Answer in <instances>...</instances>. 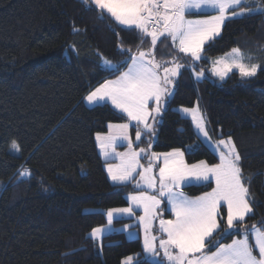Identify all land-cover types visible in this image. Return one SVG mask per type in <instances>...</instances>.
<instances>
[{"label":"trees","instance_id":"16d2710c","mask_svg":"<svg viewBox=\"0 0 264 264\" xmlns=\"http://www.w3.org/2000/svg\"><path fill=\"white\" fill-rule=\"evenodd\" d=\"M245 4L263 7L264 0ZM94 9L83 0H0V264H121L127 257H134V264H153L144 257L140 238L129 240L121 232L102 240L89 237L93 228L106 225L107 210L125 207L126 195L137 190L131 183L108 181L94 141L108 124L128 119L107 104L87 107L84 98L120 74L102 61L120 64L129 50L137 52L141 36L106 13L99 19ZM145 39L140 50L147 51L151 39ZM161 40L153 49L156 61L175 56L170 38ZM233 48L241 50L246 65L259 66L257 74L242 78L233 71L222 82L213 77L195 82L190 69L182 68L172 94L165 93L151 147L157 153L179 149L187 164H218L180 113L196 105L211 139L231 138L242 158L253 213L222 243L264 222V14L225 20L220 35L205 44L200 65L208 69L212 59ZM131 129L134 133L137 126ZM147 141L144 136L135 146L147 148ZM11 143L18 145V155L9 151ZM212 188L206 182L183 191L195 197ZM222 216L205 252L215 249L212 244L225 229V211Z\"/></svg>","mask_w":264,"mask_h":264},{"label":"snow or ice","instance_id":"6c2138e0","mask_svg":"<svg viewBox=\"0 0 264 264\" xmlns=\"http://www.w3.org/2000/svg\"><path fill=\"white\" fill-rule=\"evenodd\" d=\"M85 4L95 6L99 11V19L105 18V13L116 24L125 29H135L141 34L140 45L136 53H131L118 65L105 60V65L113 73L120 74L114 80H105L99 87L91 91L85 99L91 104L110 102L113 108L125 114L129 121L137 125L136 140L148 136L147 148L134 147L128 136L129 124H109V134H97V144L106 160L118 159V164L109 163L107 173L115 184L127 185L136 180L135 188L138 192L129 194V206L109 209L106 213L107 227H111L119 216L133 217L137 210L138 224L144 232L143 247L146 253L153 257L159 254L157 249L158 237L153 234L155 221L158 219L159 251L163 252L168 264H264V222L261 225L253 224L251 230L244 229L241 239H233L230 244L221 242L229 230L236 226V222L243 223L249 214L253 213L252 201L249 199L250 188L245 183L241 165V156L236 150L231 138L220 140L217 151L220 152V162L209 165L201 160L199 163L188 165L180 150L172 152H151L152 136L155 134L154 123L164 104L165 93L171 95L168 85L172 84V77L180 73L184 63L179 57H174L172 66L163 67V76L159 69L162 67L153 53L158 41L163 43L161 37L170 38L172 46L179 53L190 56L192 61L201 59L206 43L220 34L221 26L227 18L229 10L233 17L242 16L247 11L252 14L251 8L245 6L244 0H83ZM239 9V10H237ZM196 10L205 14L204 19H186L187 15ZM215 12L216 14H210ZM256 14H264V10L257 9ZM146 37L151 38V48L140 50V46L147 43ZM227 59H218L214 62L213 75L223 80L233 69H238L242 78L253 77L257 74L259 66L246 65L243 62L241 50L233 48L227 54ZM128 60L131 62L128 63ZM127 64V70L121 71ZM203 76L198 73L197 78ZM150 101H155L151 107ZM184 113L191 112L195 127L200 133L207 136L203 116L197 117L196 109L183 108ZM152 121L150 123L149 121ZM142 126V130L140 129ZM125 140L128 143L126 152H115L116 141ZM219 145L224 146V150ZM12 147L18 150V145ZM147 158L148 164L144 166L141 160ZM154 167L159 168L158 177ZM21 176L30 175L22 172ZM197 182H215L210 192L194 199L185 196L181 191L185 185ZM147 189L148 191H145ZM158 192V195L156 194ZM160 197H166L170 206L172 219H164L160 209ZM226 208L227 228L220 233L212 247L209 249L206 241L221 227L224 219L222 213ZM129 225L124 226V231ZM105 229L93 228L90 238L102 240ZM249 231L255 243L249 241ZM133 234L129 232L131 237ZM166 237V238H165ZM218 245V246H217ZM258 251V256L254 252ZM122 264H133V258L127 257ZM153 264H163L156 260Z\"/></svg>","mask_w":264,"mask_h":264},{"label":"rangeland","instance_id":"374dc122","mask_svg":"<svg viewBox=\"0 0 264 264\" xmlns=\"http://www.w3.org/2000/svg\"><path fill=\"white\" fill-rule=\"evenodd\" d=\"M247 0H244V3L246 2ZM246 5V4H245ZM247 8H251V10H252V13H256V10L257 9H261V10H264V6L262 7V6H260V7H246V9ZM237 10H239V9H237ZM193 13H198L196 10H193ZM215 12H211V14H214ZM248 13H247V11L245 12V14L244 15H247ZM244 15H242V16H244ZM239 17H241V16H236V17H233L232 15H231V10H229V12H228V14H227V18H226V20L227 19H233V18H239ZM204 18H206V16H205V14H203V13H198V16L196 17V19H204ZM223 25V24H222ZM221 28H222V26H221ZM221 32V31H220ZM220 35V34H219ZM218 35V36H219ZM217 37V36H216ZM215 37V38H216ZM162 38V37H161ZM151 39V38H150ZM171 40V39H170ZM150 42H151V40H150ZM171 43H172V41H170ZM207 44V43H206ZM173 49L175 50V56L174 57H179V62L180 63H184L185 64V67L186 68H188V69H190V72H191V76L193 77V80L195 81V82H198V81H200V80H202V79H204V78H207V77H213V78H215V79H217V81L218 82H222V81H224L228 76H229V74L231 73V72H233V71H237V72H239V70L238 69H235V68H233L227 75H226V77L223 79V80H221L218 76H216V75H213V72H212V69H213V67L214 66H216V67H222V65H215L214 64V62L216 61V60H218V59H227L228 58V55L226 54V55H221V56H218L217 58H215V59H212L211 60V62H210V67L208 68V69H203V66H201L200 64V60H198V61H192V59H191V57L190 56H185L183 53H179L178 52V50H177V48H175V47H173ZM169 54V53H168ZM229 54V53H228ZM174 57H163V58H159V60H157V62L159 63V64H161L162 65V67H161V70L163 71V67L164 66H168V67H171L172 66V61H173V58ZM201 57H202V54H201ZM242 57H243V55H242ZM244 58V57H243ZM155 59H156V56H155ZM104 61L105 60H103L102 61V63H103V65L105 66V67H107L106 65H105V63H104ZM245 64H246V62L245 61H243ZM252 64V63H251ZM251 64H249V66L251 65ZM182 69V68H181ZM182 70H180V72H181ZM198 73H203V76H200L199 78H197V74ZM180 74V73H179ZM179 74L177 75V76H175V77H172V84H170V85H168L167 87H168V89H169V91H170V93L172 94V91L174 90V82H175V80L177 79V77L179 76ZM162 76H163V72H162ZM241 77V76H240ZM167 96H168V94H167ZM164 106H165V104H164ZM164 106H163V108H164ZM195 109H197V114L199 115V117L201 116L200 115V113L202 114V110H201V108L199 107V106H196L195 107ZM182 110V109H181ZM159 114H161V111L158 113V114H156V116H158ZM132 130V129H131ZM137 131V130H136ZM201 136V140H202V142L203 143H205L211 150H213L216 154H217V156H219L220 157V152L219 151H217V145H218V142L220 141V140H228L229 139V137L228 138H224V139H218V140H212L208 135L207 136H205V135H200ZM155 137H156V134H154V136H152V140H151V143H153L154 142V139H155ZM145 138H149L148 136H145ZM147 142H149V141H147ZM138 143H139V141H138ZM12 145H13V143H11V145H10V148H9V151L12 153V154H15V155H18L19 154V151L17 150V149H14L13 147H12ZM17 145V144H16ZM148 146V145H147ZM219 147H220V149H222V150H224V146L223 145H219ZM216 148V149H215ZM152 149V148H151ZM150 149V150H151ZM151 152H152V150H151ZM154 152V151H153ZM195 164V163H194ZM154 169H155V167H154ZM154 172L157 174V177H158V172H159V168L157 169V171H155L154 170ZM139 180V179H138ZM214 182V181H213ZM214 184V186H215V182L213 183ZM134 186H135V184H134ZM144 190H146V191H148L147 189H144ZM188 197V196H187ZM188 198H190V197H188ZM191 199V198H190ZM161 204H160V209L161 210H164V209H166L165 208V204H164V201H166L167 202V199H166V197H162L161 199ZM167 209H169V210H167V211H163V218L164 219H171V218H169L170 216H165L166 215V213L167 212H169V213H171V211H170V206L167 204ZM224 211H225V214H226V208L224 209ZM143 214V213H142ZM138 222V221H137ZM113 225V224H112ZM112 225H111V227H112ZM139 225V224H138ZM114 226V225H113ZM111 227H107V223H106V225H104V227L103 226H101V227H99V228H102V229H110ZM227 228V226H225V229ZM138 230V237L141 239V245H142V251H143V254H144V257L146 258V259H148L149 261H151V262H154V261H156V260H159V261H162L163 262V264H168V261H167V259L164 257V255H163V252L162 251H159V238H160V236H161V234H160V232H159V222H158V219L155 221V225H154V228H153V234L154 235H156L157 237H158V239H157V249H158V252H159V254L157 255V256H155V257H153L150 253H146L145 251H144V247H143V242H144V232H143V229L139 226V228L137 229ZM233 230V229H232ZM232 230H229V233L232 231ZM229 233H226L225 235H227V234H229ZM166 238V237H165ZM206 249V248H205Z\"/></svg>","mask_w":264,"mask_h":264},{"label":"crops","instance_id":"0c3cea01","mask_svg":"<svg viewBox=\"0 0 264 264\" xmlns=\"http://www.w3.org/2000/svg\"><path fill=\"white\" fill-rule=\"evenodd\" d=\"M211 14V13H210ZM214 14H216V13H214ZM186 19H190V20H194V19H196V17H191V16H186ZM131 62V61H130ZM129 62V63H130ZM127 70V66H126V68L124 69V70H122V71H126ZM117 78V77H116ZM116 78H113V79H109V80H114V79H116ZM104 83V82H103ZM102 84V83H101ZM100 86V85H99ZM99 86H97V87H99ZM96 87V88H97ZM95 90V89H94ZM93 91V90H92ZM88 95V94H87ZM86 95V96H87ZM150 103V105H151V107H155L156 105H155V101H150L149 102ZM84 104L87 106V107H93V106H96V105H101V104H107V105H109L113 110H115V111H117V112H119L117 109H115V108H113V106L111 105V103L110 102H99V103H97V104H89L88 102H87V100L84 98ZM165 107V106H164ZM162 109H163V107H162ZM161 109V110H162ZM191 109H195V107H193V108H190V110ZM197 110V109H196ZM181 111V110H180ZM119 113H121V112H119ZM181 113V115L183 116V117H187V118H189L190 120H191V122H192V125H193V128H194V131H195V133L199 136V138L201 139V136L200 135H204L203 133H200L199 131H198V129L195 127V124H194V122H193V120H192V115H191V112H189V113H184L183 111H181L180 112ZM121 114H123V113H121ZM126 118H127V116L125 115V114H123ZM160 115V114H159ZM159 115L158 116H156V123H154V127H155V125L157 124V122H158V120H157V118L159 117ZM200 115L201 116H203L201 113H200ZM197 117L199 118V115L197 114ZM128 119V118H127ZM150 123H152V121L150 120L149 121ZM127 124H129V128H128V136H129V138L132 140V142H133V145H134V147H135V145L138 143V141L136 140V131L134 132V133H132L131 132V126H134V125H136V123H135V121H129L128 120V122H126ZM111 124H124V123H111ZM109 125V124H108ZM137 126V125H136ZM140 129L142 130V126H140ZM155 129V128H154ZM109 134V128H108V126H107V129H106V132L105 133H100V135H102V136H106V135H108ZM207 135L209 136V134H208V132H207ZM96 136H97V134L94 136V141H95V145H96V149H97V152H98V155L100 156V158L102 159V161L104 162V165H103V168H104V171H105V174H106V177H107V179H108V181L111 183V184H113V185H117V184H115L110 178H109V176H108V173H107V166H108V164L109 163H111V164H118L120 161L118 160V159H115V158H109L108 160H106L105 159V157L102 155V153H101V149H100V147L98 146V144H97V140H96ZM210 137V136H209ZM213 140V139H212ZM116 148H115V152H118V153H122V152H126L127 150H128V143H127V141H125V140H117L116 141ZM216 149V148H215ZM175 150H179V149H175ZM172 151H174V150H171V151H169V152H172ZM181 151V150H180ZM213 151V150H212ZM182 152V151H181ZM214 152V151H213ZM161 153H166V152H161ZM215 153V152H214ZM151 154V150L149 151V153H148V155H150ZM216 154V153H215ZM216 156H217V154H216ZM217 158H218V163L220 162V157L219 156H217ZM183 159H184V157H183ZM184 161H185V159H184ZM148 159L147 158H144V159H142L141 160V163L144 165V166H147V164H148ZM186 163V162H185ZM197 163H199V162H197ZM187 164V163H186ZM196 164V163H195ZM188 165H192V164H188ZM157 169H158V167H155V171H157ZM139 179V176L137 175V177H136V180H134V181H132L131 182V184L134 186V184L136 183V181ZM204 183H206V182H197V181H195V180H193V182H192V184L191 185H199V184H204ZM212 183H214L213 181H212ZM186 186H189V185H185L184 187H186ZM184 187H182V189H181V191H183V188ZM215 186H214V184H213V188H214ZM137 191L136 192H138L139 191V189H136ZM212 189H210L208 192H210ZM146 191V190H145ZM184 192V191H183ZM157 195H158V192L156 193ZM184 194H185V196H187L186 195V193L184 192ZM201 195H203V194H201ZM201 195H198V196H201ZM128 196H129V194L128 195H126V201H127V205L125 206V207H128L129 206V201H128ZM198 196H195V197H190V196H188V197H190L191 199H194V198H196V197H198ZM162 197H160V199H161ZM164 204H165V208L167 209V202L166 201H164ZM122 208H124V207H122ZM115 209V208H114ZM108 211V210H107ZM107 211L105 212V217H106V220H107V216H106V213H107ZM168 213V215H170V217L169 218H173L172 217V215H171V213H169V212H167ZM252 214V213H251ZM138 215H142V211L141 210H137V215L136 216H133V217H127V216H119L118 218H117V220H127V222L128 223H125V224H123V225H120V226H113L112 225V227L110 228V229H105V231H104V235L103 236H105V235H108V234H110V233H113V232H121V233H124L125 234V237L127 238V239H129V240H132V239H136V238H139L138 237V228H139V225H138ZM250 215V214H249ZM225 223H226V214H225ZM236 223H238V222H236ZM125 225H129V230L128 231H124V226ZM226 226H227V224H226ZM104 227V226H103ZM249 230H251V228L249 229ZM129 232H131L133 235L130 237L129 236ZM91 233V232H90ZM89 237H90V234H89ZM210 238V237H209ZM208 238V239H209ZM241 238H243V235L241 236V237H235V238H233V239H241ZM232 239V240H233ZM141 240V239H140ZM232 240L231 241H229V242H227V243H224V244H230L231 242H232ZM249 241H250V244H252L253 246H254V243H255V241H254V239H253V237L251 236V233H250V231H249ZM216 250V248L213 250V251H215ZM254 254L255 255H257L258 256V251H256V252H254ZM133 258V264H134V262H135V260H134V257H132ZM126 259V258H125ZM125 259H123L122 260V262L125 260ZM122 262H121V264H122Z\"/></svg>","mask_w":264,"mask_h":264}]
</instances>
